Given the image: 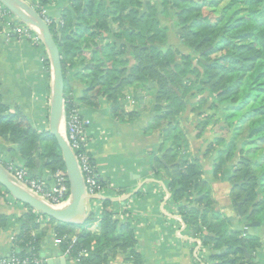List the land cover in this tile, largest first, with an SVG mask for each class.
<instances>
[{
	"label": "trees",
	"instance_id": "obj_1",
	"mask_svg": "<svg viewBox=\"0 0 264 264\" xmlns=\"http://www.w3.org/2000/svg\"><path fill=\"white\" fill-rule=\"evenodd\" d=\"M36 1L44 7L50 3ZM65 1L67 5L58 8L62 23L49 25L61 57L64 113L77 107L68 92L75 77L85 83L83 106L92 108L102 98L121 122L138 114L125 110L123 88L152 85L154 115L149 123L163 129L147 165L170 194L166 206L175 208L186 230L200 240L206 264H259L256 258L264 234H260L264 231V0ZM204 7L212 14L219 11L203 15L199 11ZM7 42L0 25V51ZM39 47L46 56L43 45ZM44 66L50 91L47 57ZM203 92L206 97L199 98V104L211 102L209 110L232 109L230 116L235 117L224 124L231 132L228 139L216 135L208 143L206 151L215 152L210 183L215 185L232 162L226 177L228 197L234 211L239 204L244 213L239 220L260 223L251 229L235 228L216 209L200 160L188 153L189 139L178 116L189 95ZM43 117L45 126L40 127L21 111H11L0 89V139L17 152L21 166L27 169L40 162L48 174L65 171L61 150L48 132V108ZM245 122L248 130L243 135L240 128ZM197 125L205 128L209 123ZM1 192L7 193L0 185ZM101 202L99 217L91 210L77 225L60 223L23 204L25 228L40 231L37 236L23 232L15 245H29L38 253L39 239L49 228H40L42 217L57 237L76 236L71 255L81 248L89 251L82 264H106L117 253L123 254L124 264H145L131 211L124 209L125 218L120 219L108 200Z\"/></svg>",
	"mask_w": 264,
	"mask_h": 264
},
{
	"label": "crops",
	"instance_id": "obj_2",
	"mask_svg": "<svg viewBox=\"0 0 264 264\" xmlns=\"http://www.w3.org/2000/svg\"><path fill=\"white\" fill-rule=\"evenodd\" d=\"M59 5L66 6L67 2L65 0H50L46 8L51 17H60ZM13 39L11 38L8 42ZM22 49L21 47L11 48L6 43L1 47L0 89L3 102L9 106L11 111L19 110L24 113L35 126H45L43 113L49 107L50 91L47 87L45 71L42 70L40 62L43 51L41 47L35 45L30 46V51ZM10 60L12 61L10 62ZM152 89L153 86L148 84L141 85V88L136 89L133 87L123 88L122 100L125 110L136 111L138 114L130 121L121 122L114 118L109 106L102 98L96 99V105L92 108L83 106L80 103V98L85 90L84 81L75 77L69 82L70 96L77 102L81 114L90 120L88 149L97 171L106 183L123 189L120 191L105 188L99 196L98 206L96 205L97 207L91 208V210L99 217L101 201L108 200L109 208L115 209V216L124 219V209L120 210L122 207L120 200L123 199L126 203L132 196L130 191L133 187L145 190L144 194L137 195V200L139 198L141 203L134 204L132 201V206L128 207V210L134 212L137 246L144 257L145 264H206V259L202 257L203 252L199 251L197 239L193 238L185 227H180L178 221L175 220L172 214L176 213V209H168L166 206L169 194L161 185L163 179L148 173L149 157L152 151H156L163 129V127H155L149 123L154 115ZM139 90L143 96L142 103L138 99L137 103L130 104L129 97L136 99ZM198 97L200 96L194 94L186 98V108L180 113L178 119L190 137V148L192 146L189 152L190 157H197L200 160L203 178L209 177L211 182L213 160L210 157L211 152L206 153L203 150L204 145L210 143L213 137L210 135L211 131L208 130V126L194 129L200 117L199 111L194 109ZM0 157L7 158L8 161H12L16 165L23 164L12 146L2 139H0ZM231 165L232 162L219 176L221 178L217 180V183L212 185V194L216 201V209L226 215L234 227L241 223L243 226L241 229H243L245 222L239 220L238 214L227 199L229 183L226 177L231 172ZM28 166L27 169L34 171L35 175H47L40 162H34ZM125 193L126 195H124ZM26 213L25 205L15 201L7 193H0V257L8 255L14 250H24L26 246L15 245V238L23 232L32 236H37L36 234L39 233L40 229L38 228L36 230L32 227L25 228ZM43 227H49L47 235L39 239L38 255L43 259L44 264H47V261H52V264H74L70 258L63 255L61 246L52 243V228L46 221L42 222L41 220L40 228ZM261 230L263 229H260L259 232ZM262 233L264 231L260 234ZM261 236L264 238V234ZM263 256L264 239L263 248L256 258V260H260L259 264H264ZM106 264H124L123 254L117 253Z\"/></svg>",
	"mask_w": 264,
	"mask_h": 264
},
{
	"label": "built area",
	"instance_id": "obj_3",
	"mask_svg": "<svg viewBox=\"0 0 264 264\" xmlns=\"http://www.w3.org/2000/svg\"><path fill=\"white\" fill-rule=\"evenodd\" d=\"M24 1L39 13V15L47 25L55 24L56 26H58L62 23L59 18L51 17L47 12V8L42 6L38 1ZM0 25L2 35L5 36L7 41H9L10 37L14 36L17 40H29L31 41L32 45H35L37 47L43 45L37 31L21 22L19 19L15 18V16L1 3ZM44 52L46 54L45 49ZM46 57L47 54L45 56L44 53L40 57L42 70H44L45 73L48 72L44 66ZM129 103L135 104L137 103V99L129 97ZM63 124L65 140L76 158L79 170L84 180L85 192L87 195V213L89 214L91 208H94L96 205L98 206V202L100 199L99 196H101L105 188L117 190L118 187L116 188L112 184L106 183L103 180L102 175L96 169V165L94 164L91 153L88 149V128L90 125V120L81 114L78 106L69 108L66 114L63 111ZM0 164L19 182L21 186L30 190L48 204L60 206L69 197L70 188L68 179L65 171L61 169H56L53 173H47V175H32L27 171L25 167L16 165L8 160L5 161V159L2 157H0ZM148 172L149 175H153V172L150 169L148 170ZM161 185L163 186V189L168 193L164 184L162 183ZM118 190L122 191L123 189L120 188ZM138 190L143 194L145 193V190H141L139 188L135 189V187H133L130 191V194L132 193L133 196ZM124 195H126V193ZM132 196L126 203L123 199L120 200V204L122 203V207H120L121 211L122 209H128L129 203L132 202ZM172 215L174 216L175 220L178 221L180 227H185V224L183 223L177 211ZM133 217L134 212L131 211L129 218L133 220V224L136 227L134 223L135 219ZM41 220L42 222L45 221L42 217H40L39 221ZM51 239L52 243H54L55 245L63 246V255L70 258L74 264H82L83 259H85L89 254V251L86 248H81L78 249L75 254L71 255L73 253V247L77 241L75 235H63L57 237L52 231ZM197 242V244L200 246L199 239H197ZM0 264H44V261L33 247H29V245H27L24 250H14L12 253L0 257Z\"/></svg>",
	"mask_w": 264,
	"mask_h": 264
},
{
	"label": "water",
	"instance_id": "obj_4",
	"mask_svg": "<svg viewBox=\"0 0 264 264\" xmlns=\"http://www.w3.org/2000/svg\"><path fill=\"white\" fill-rule=\"evenodd\" d=\"M17 19L32 27L39 34L50 64V92L48 107V132L55 138L61 150L65 173L68 179L70 194L67 200L60 206H54L43 201L36 194L24 188L19 182L0 164V185L17 202L27 205L29 208L42 213L63 224H80L88 215L87 195L82 174L79 170L76 158L65 140L63 111H64V77L61 65V57L55 43L49 25H47L39 13L24 0H0ZM137 97L142 103L141 91ZM27 171L35 175L34 171ZM240 217L244 216L240 205H236ZM260 223L251 221L245 223L244 229L258 226ZM247 257L249 255L247 254ZM52 264V261H47Z\"/></svg>",
	"mask_w": 264,
	"mask_h": 264
},
{
	"label": "rangeland",
	"instance_id": "obj_5",
	"mask_svg": "<svg viewBox=\"0 0 264 264\" xmlns=\"http://www.w3.org/2000/svg\"><path fill=\"white\" fill-rule=\"evenodd\" d=\"M29 2H30V0H28ZM195 1H198V0H195ZM202 3H203V1H201ZM211 10H210V8H208V7H204L201 11H199V13H202L203 15H207V14H210V15H212V16H215V15H217V13H218V9H215L214 11H213V14L210 12ZM175 41H173L172 40V42L171 43H174ZM7 44V46H9V47H21V48H23L22 50H29V48H30V46H33V45H31V41H27L26 39H21V40H17V39H13L11 42H8V43H6ZM7 49H9V48H7ZM30 51V50H29ZM12 60H10V62H11ZM134 89H136V87H134ZM154 92H155V88H153L152 89V93L154 94ZM201 95L202 96H200V97H198V99L199 98H201V97H206V92L204 93H201ZM198 99H197V101H198ZM196 101V103H195V105H196V107L194 108L195 110H198L199 112V119H198V123L199 124H203V123H205V121H207L208 123H209V125H208V130L209 131H211V133H210V135H212V141H213V139L216 137V135L218 136V135H223V136H225L226 134L229 136L230 135V131H229V129L227 130V129H225V126H224V124L227 126V125H229L230 123H232V121H233V119L232 118H235V117H233L232 115L230 116V114H232L233 112V110L232 109H219V108H217V109H213V110H209V108H208V106L210 105V103L211 102H207V103H205V104H199V102H197ZM209 101H211V100H209ZM234 123V122H233ZM181 125H182V123H181ZM199 129V128H202V127H198V125H196L195 127H194V129ZM183 129H184V127H183ZM241 134H245V133H247V130H248V123L247 122H245V124H243V125H241ZM197 132H198V130L196 131V134H197ZM194 133V132H193ZM187 134V133H186ZM226 135V139H228V136ZM187 137H189L188 136V134H187ZM189 140H190V137L188 138ZM190 145H191V143H190V141H189V147H190ZM207 146H208V144H205L204 145V150L203 151H205L206 153L208 152V151H206V149H207ZM192 149V146H191V148H189V151H188V153L190 152V150ZM215 150L217 149L216 147L214 148ZM212 155V156H211ZM211 155H210V157L212 158V160L215 158V152L214 151H211ZM5 161H7L6 159H5ZM149 173V172H148ZM206 182H207V184H208V186L210 187V189H212V184L210 183V180H209V177L207 178L206 177ZM214 185V184H213ZM129 189V188H128ZM148 191V189L146 190V192ZM212 192V191H211ZM143 194V193H142ZM212 195V197H213V199H214V196H213V194H211ZM227 199H229V197L227 196ZM131 200L132 201H134L133 203L135 204V203H141L140 202V199L138 198V200H137V195H133L132 196V198H131ZM137 200V201H136ZM230 201V200H229ZM133 204V205H134ZM129 206H132V202H130L129 203ZM97 206H95L94 208H96ZM93 208V209H94ZM225 214H226V212H224ZM238 213V212H237ZM237 216V215H236ZM239 218H241L240 216H239ZM235 227H238L239 229H241L243 226L241 225V223L240 224H238V225H236ZM252 227H250V229H251ZM258 230H260V229H258ZM258 230H256V232L258 231ZM263 237H262V246H261V248H263ZM263 258H264V256H263Z\"/></svg>",
	"mask_w": 264,
	"mask_h": 264
}]
</instances>
